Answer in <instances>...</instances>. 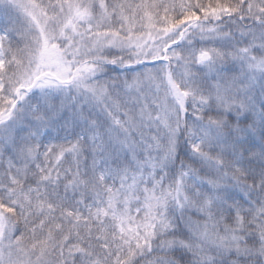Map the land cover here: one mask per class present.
I'll use <instances>...</instances> for the list:
<instances>
[{"label":"snow or ice","instance_id":"6c2138e0","mask_svg":"<svg viewBox=\"0 0 264 264\" xmlns=\"http://www.w3.org/2000/svg\"><path fill=\"white\" fill-rule=\"evenodd\" d=\"M0 264H264V0H0Z\"/></svg>","mask_w":264,"mask_h":264}]
</instances>
